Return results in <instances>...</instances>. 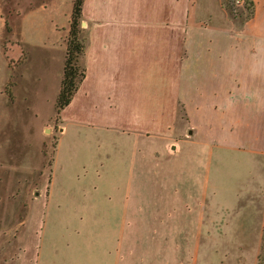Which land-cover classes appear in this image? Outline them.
<instances>
[{"label":"crops","instance_id":"0c3cea01","mask_svg":"<svg viewBox=\"0 0 264 264\" xmlns=\"http://www.w3.org/2000/svg\"><path fill=\"white\" fill-rule=\"evenodd\" d=\"M72 1L22 0L14 26L7 22L10 40L40 47L42 68L61 57L59 83ZM24 17L40 18V39L20 32ZM81 19L84 77L61 120L114 133L143 152L151 140L171 142L169 154L182 153L180 190L188 203L198 211L228 204L237 227L255 214L257 236L264 217V0H83ZM178 103L184 129L175 142ZM202 232L191 230L195 243Z\"/></svg>","mask_w":264,"mask_h":264},{"label":"rangeland","instance_id":"374dc122","mask_svg":"<svg viewBox=\"0 0 264 264\" xmlns=\"http://www.w3.org/2000/svg\"><path fill=\"white\" fill-rule=\"evenodd\" d=\"M10 1L2 0V17L14 26L22 0ZM17 23L25 38L40 39V18ZM42 53L0 32V264H264V217L256 236L255 214L237 227L228 204L193 208L171 142L151 140L143 152L114 133L62 121L54 110L61 57L45 69ZM183 119L178 103L175 142ZM214 230L224 235L213 238Z\"/></svg>","mask_w":264,"mask_h":264},{"label":"trees","instance_id":"16d2710c","mask_svg":"<svg viewBox=\"0 0 264 264\" xmlns=\"http://www.w3.org/2000/svg\"><path fill=\"white\" fill-rule=\"evenodd\" d=\"M82 2L83 0H73L71 5L62 74L58 93L54 101L56 114L68 105L78 84L84 77L82 68H79L77 64V60L83 52V42L78 38ZM244 6L245 8H249L250 3L246 2ZM4 31L6 34L9 33V28L5 21Z\"/></svg>","mask_w":264,"mask_h":264},{"label":"built area","instance_id":"2783aa9c","mask_svg":"<svg viewBox=\"0 0 264 264\" xmlns=\"http://www.w3.org/2000/svg\"><path fill=\"white\" fill-rule=\"evenodd\" d=\"M235 3H241L243 0H234Z\"/></svg>","mask_w":264,"mask_h":264},{"label":"water","instance_id":"95a60500","mask_svg":"<svg viewBox=\"0 0 264 264\" xmlns=\"http://www.w3.org/2000/svg\"><path fill=\"white\" fill-rule=\"evenodd\" d=\"M80 25L82 26V25H83V23L81 22V23H80Z\"/></svg>","mask_w":264,"mask_h":264}]
</instances>
